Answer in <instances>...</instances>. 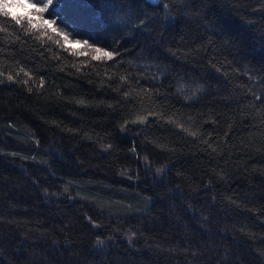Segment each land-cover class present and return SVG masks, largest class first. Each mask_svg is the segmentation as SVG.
Wrapping results in <instances>:
<instances>
[{"label": "trees", "instance_id": "1", "mask_svg": "<svg viewBox=\"0 0 264 264\" xmlns=\"http://www.w3.org/2000/svg\"><path fill=\"white\" fill-rule=\"evenodd\" d=\"M60 2L115 55L0 12V264H264V0Z\"/></svg>", "mask_w": 264, "mask_h": 264}, {"label": "snow or ice", "instance_id": "2", "mask_svg": "<svg viewBox=\"0 0 264 264\" xmlns=\"http://www.w3.org/2000/svg\"><path fill=\"white\" fill-rule=\"evenodd\" d=\"M25 4H30L32 12L28 13L27 16H12V19L17 25H21L26 33H31L33 30L40 31L41 35L37 37L38 39L47 37V40L49 41L54 40V42L57 45H60L61 48H65V50L70 48L75 55H87L88 50H90L94 53V55H92V59L94 60H100L102 57L107 58L108 60L113 59L115 55L113 52L93 46L88 40H70L69 33L57 25L56 19L45 18V13L53 16L60 15V0H24V3L19 6L23 7ZM9 6L10 5L7 3V0H0V12H2L5 17L11 16V13L7 11ZM11 6H16L15 0ZM102 7L106 6L102 5ZM164 7L167 8V5H164ZM57 12L59 14H57ZM33 17H36V19H33ZM25 20L27 22L26 25H24ZM3 30L6 31L7 29ZM61 41H63V43ZM74 45H79L80 48L85 49V51H80L74 47ZM0 51L3 50L0 49ZM25 74L29 75L28 73ZM8 79L12 80L13 77L9 75ZM25 83H27V81H25ZM137 119L138 122H144L147 117H138ZM193 135H195V133H193Z\"/></svg>", "mask_w": 264, "mask_h": 264}, {"label": "rangeland", "instance_id": "3", "mask_svg": "<svg viewBox=\"0 0 264 264\" xmlns=\"http://www.w3.org/2000/svg\"><path fill=\"white\" fill-rule=\"evenodd\" d=\"M7 3L10 5L9 9L15 16L26 14L31 8L30 4H25L23 7L19 6L20 4L24 3V0H15L16 6H11L14 3V0H8Z\"/></svg>", "mask_w": 264, "mask_h": 264}, {"label": "water", "instance_id": "4", "mask_svg": "<svg viewBox=\"0 0 264 264\" xmlns=\"http://www.w3.org/2000/svg\"><path fill=\"white\" fill-rule=\"evenodd\" d=\"M151 1V0H150Z\"/></svg>", "mask_w": 264, "mask_h": 264}]
</instances>
